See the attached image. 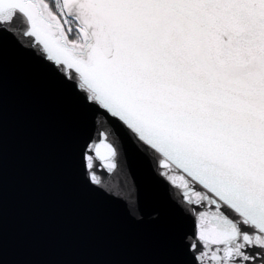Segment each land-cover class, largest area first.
Wrapping results in <instances>:
<instances>
[{
  "label": "snow or ice",
  "instance_id": "obj_1",
  "mask_svg": "<svg viewBox=\"0 0 264 264\" xmlns=\"http://www.w3.org/2000/svg\"><path fill=\"white\" fill-rule=\"evenodd\" d=\"M8 42L92 114L86 183L127 141L189 221L182 264H264V0H0Z\"/></svg>",
  "mask_w": 264,
  "mask_h": 264
},
{
  "label": "water",
  "instance_id": "obj_2",
  "mask_svg": "<svg viewBox=\"0 0 264 264\" xmlns=\"http://www.w3.org/2000/svg\"><path fill=\"white\" fill-rule=\"evenodd\" d=\"M93 117L10 42L0 54V264H182L189 229L150 162L125 141L85 182ZM99 163V162H97Z\"/></svg>",
  "mask_w": 264,
  "mask_h": 264
}]
</instances>
